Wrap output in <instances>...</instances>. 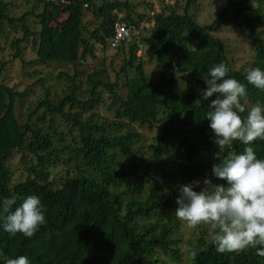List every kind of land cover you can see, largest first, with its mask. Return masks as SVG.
<instances>
[{
  "label": "trees",
  "instance_id": "obj_1",
  "mask_svg": "<svg viewBox=\"0 0 264 264\" xmlns=\"http://www.w3.org/2000/svg\"><path fill=\"white\" fill-rule=\"evenodd\" d=\"M34 1L32 10L14 16L0 0V40L8 27L22 32L12 38L9 58L0 46V204L16 196L14 210L37 195L47 223L27 238L10 236L0 222V264L20 255L30 264H264L256 249L218 252L207 226L189 229L186 238L188 229L175 216L179 186L200 180L203 187L205 177L226 183L212 174L220 148L205 116L216 96L203 98V75L226 63L228 77L247 86L249 106L264 104V91L245 79L247 69L264 70V0H223L210 23L193 13L198 0L157 10L143 0L150 14L130 0ZM120 13L140 35L114 48L124 57L112 66V79L106 57L96 66L90 59L110 45ZM87 14L98 20L94 29ZM144 21L150 26L141 27ZM225 28L237 29L249 46L241 65L221 35ZM143 48L161 67L155 78L138 55ZM16 61L35 79L24 89L11 78ZM51 63L73 66L72 73L70 67L59 73L61 91L45 86L41 70H28ZM38 84L43 94L26 105ZM244 147L234 142L221 159ZM253 147L264 158V141Z\"/></svg>",
  "mask_w": 264,
  "mask_h": 264
},
{
  "label": "clouds",
  "instance_id": "obj_2",
  "mask_svg": "<svg viewBox=\"0 0 264 264\" xmlns=\"http://www.w3.org/2000/svg\"><path fill=\"white\" fill-rule=\"evenodd\" d=\"M226 63H218L203 75L207 87L205 100H211L207 112L214 142L219 146V162L212 174L226 183H213L208 177L179 186L175 216L188 228L207 226L210 243L220 253H241L256 249L264 256V158H258L253 145L264 141V104L249 106L247 86L228 77ZM246 81L264 91V70H246ZM245 147L240 153L228 151L234 142ZM199 189V190H196ZM17 197L4 198L0 204V222L10 236L33 237L47 223L45 207L37 195L27 196L13 210ZM2 255V254H0ZM198 249L191 250L193 259ZM2 264H30L27 256L3 257Z\"/></svg>",
  "mask_w": 264,
  "mask_h": 264
},
{
  "label": "rangeland",
  "instance_id": "obj_3",
  "mask_svg": "<svg viewBox=\"0 0 264 264\" xmlns=\"http://www.w3.org/2000/svg\"><path fill=\"white\" fill-rule=\"evenodd\" d=\"M9 3L8 10L9 12L14 16H20L23 13L32 10L35 6L36 2L34 0H4ZM131 2L136 4L137 11L140 12L145 10L147 14L151 13V6H146L143 4V0H130ZM153 3L156 10L159 7H164L166 5H174L177 3V0H149ZM178 3L182 6L185 5L186 0H178ZM146 6V7H145ZM226 6V3L223 0H198V4L193 7L192 11L196 15V17L202 22V23H210L212 20L223 10V8ZM42 4H37L36 11L41 12L43 10ZM63 17V16H62ZM86 18L89 20H92V25L90 26L91 29H94L98 23V20L95 19L90 14L86 15ZM31 20L33 18H30ZM146 22V21H145ZM154 22V21H153ZM153 22L150 24L152 25ZM147 26H150L147 24ZM7 31L9 33L8 37H4L0 40V46L2 47L1 52L2 55L5 58L10 57V52H13L14 49H11V40L14 36H22V32L20 29L15 31L14 29L7 28ZM221 35L230 43L232 48V53L236 56L237 59H240L237 61V65H241L243 61L250 57L249 55V46L244 38H241L239 32L237 29H227L225 28ZM264 37V34H263ZM247 48V49H246ZM244 49H246L244 51ZM26 59L32 60L36 57V54L32 52L31 48L28 47L26 51ZM97 55L99 56L97 59H90V62H92L95 66L99 64V62L106 57V67L109 70L111 74V78L115 79V72L112 69V66L118 68L122 64V59L124 57V54L122 51L119 53L116 49L111 48L110 45L107 46L106 51L98 50L97 49ZM138 55L145 56L147 62L149 65H147V70L149 75L152 78H155L159 75V71L161 70V67L159 63L155 60V58L149 54L146 53V48L140 49L138 51ZM94 65H91L90 70H92V67ZM70 67V72H73V66L70 64H61V63H51L49 65H40V64H34V65H28V70L33 71L34 69H39L42 71V76L45 78V86H48L51 90L58 89L61 91L63 84L65 83L63 78L59 77V73L65 69ZM11 78L12 81L17 82L19 84V87L21 89H24L28 87L33 80L29 76H27L25 73L21 72V66L16 61L13 63L11 68ZM11 81V82H12ZM35 92H32L27 96L26 105L31 100H35L39 95L43 94V91L45 90V87L41 84H38L37 87H34ZM25 105V107H26ZM147 136V143L149 142V134L146 133ZM18 159V157H17ZM17 159L13 162L16 167V176L21 175V169L17 167ZM188 231L186 232V238L190 236V231L187 227V225H184ZM183 250H186L185 245H183Z\"/></svg>",
  "mask_w": 264,
  "mask_h": 264
},
{
  "label": "built area",
  "instance_id": "obj_4",
  "mask_svg": "<svg viewBox=\"0 0 264 264\" xmlns=\"http://www.w3.org/2000/svg\"><path fill=\"white\" fill-rule=\"evenodd\" d=\"M147 26V23L144 21L141 27ZM140 30L133 25L128 24L122 17L120 13L114 24V32L109 38V42L112 48H117L123 43H128L132 41L134 37L139 38Z\"/></svg>",
  "mask_w": 264,
  "mask_h": 264
}]
</instances>
